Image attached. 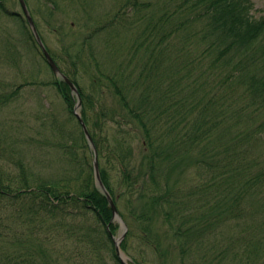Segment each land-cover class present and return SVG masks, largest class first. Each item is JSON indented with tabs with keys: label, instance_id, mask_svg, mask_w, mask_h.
Returning <instances> with one entry per match:
<instances>
[{
	"label": "trees",
	"instance_id": "1",
	"mask_svg": "<svg viewBox=\"0 0 264 264\" xmlns=\"http://www.w3.org/2000/svg\"><path fill=\"white\" fill-rule=\"evenodd\" d=\"M26 1L51 55L79 86L102 179L130 227L121 248L131 254L137 237L158 255V264H169L155 230L161 217L178 264H264V14H255L253 1L121 0L113 15L75 24L76 40L64 49L75 64L88 55L83 65L92 68V92L66 67V55L51 45ZM56 1L50 0V16ZM85 1L72 3L79 8ZM3 12L15 16L27 35L22 40L45 59L25 16L8 12L0 0ZM45 21L51 30L58 22ZM8 29L0 24L4 68L21 55ZM34 83L55 88L70 115L68 125L54 111L48 115V146L60 151L69 172L41 174L25 159L27 149L0 136L17 158L16 180L0 176V210L9 215H0V264H37L36 258L63 264L45 244L48 232L78 239L70 254H61L65 261L79 264L77 244L96 256L107 245L122 264L113 238L120 225L96 185L93 151L74 113L76 95L54 73ZM9 87L0 84V109L20 98L24 84ZM109 94L118 107L107 102ZM74 118L78 128L69 126ZM25 124L11 126L14 140L25 134ZM139 132L145 148L134 163L132 141ZM75 217L81 219L70 222ZM12 222L23 225L24 238Z\"/></svg>",
	"mask_w": 264,
	"mask_h": 264
},
{
	"label": "rangeland",
	"instance_id": "2",
	"mask_svg": "<svg viewBox=\"0 0 264 264\" xmlns=\"http://www.w3.org/2000/svg\"><path fill=\"white\" fill-rule=\"evenodd\" d=\"M28 1L31 4L33 11H36L37 14H39V18L43 20L45 35L49 39L51 45L57 48L60 56L61 54L66 55L64 49L65 44H69L70 42L73 43L76 40L74 39L75 35H77L75 32L78 31L79 27L75 24L79 25L80 22V24H85L86 26L87 24L90 25L95 18H104L107 14L111 16L118 10L121 4V0H86L85 2L87 5H81L78 8V5H73V0H59L60 4L56 1L58 7L54 11V14L50 16V0ZM252 1L254 3L255 14L257 16L264 14V12H261L264 10V0ZM5 3L8 12H18L19 14L24 15L20 0H5ZM0 19L2 28L9 26L10 30L8 29L7 33L19 40L17 41V46L21 50V55L18 59L12 61L9 67L4 68L3 65L0 64V84H9V86H11L9 87V90H12V87L18 86L20 83L24 84L20 98L11 106L7 108L4 107L6 109H0V130L4 127L6 129L0 133V136H7L12 143L15 142V144L19 145V148L20 146H23L22 149H27V153L24 151L25 159L32 162L36 170L38 169L41 174L49 176L53 174L65 175L69 172V166L67 167V165H65L64 162L66 161H63V157L61 156L59 150H57L54 146H48V139L50 138L49 130L51 126V119H49L48 115L51 111H54L56 117L58 116L57 118L63 122L62 124L65 123V125H68L67 123L70 115L69 113H66L65 103L55 88L34 83L35 79L42 80L43 82L50 80L53 76V70L49 63L46 62L47 60L45 61L44 57L36 52L32 43H27L22 40V38H25L27 35L24 34V28L21 27L22 25L18 23L15 16L10 14L7 15V13L3 12V15H0ZM49 19L58 21L54 24L56 27H53L60 29L59 33L54 28L51 30L45 21ZM67 56L68 55H66V58ZM87 56L88 55L86 53H83L82 58H76L75 62L77 64L74 63L72 58H67L66 67L72 72L74 71L75 76L78 72L77 79L79 80L80 86H82V88L84 87L87 91L92 92L91 82L93 75L91 72L93 71L92 68L87 66L84 67L83 65V59H86ZM102 59L106 60V56L102 55ZM109 63H112V60H109ZM108 97L109 99H107V102L112 107H118L119 104L116 101L117 99L110 94ZM74 119L75 120H73L69 126L78 128L77 119ZM25 120V134L19 137L16 141L14 138H16L15 132L17 130L14 131L11 126H15V128H17L18 126L23 125ZM140 134L141 133L139 132L135 140L132 141L135 155L134 163L141 161L145 148L144 140ZM2 143L3 144H0V176L1 174H4L8 175L10 179L16 180V174H13L12 171H15L16 169L17 158L14 154H11L10 147L7 146L6 148L4 145L9 142ZM21 154H23V152ZM176 176L177 174H175L173 178ZM0 215L4 216L6 219L9 218L8 210H5V208L0 210ZM79 219L81 218L75 217L70 220V222H74ZM94 220L95 219L92 217L91 222L93 221L94 223ZM162 221L161 217L156 218L155 230L159 234L157 236L161 238L164 244L165 255H167L168 263L178 264L172 233L162 223ZM12 223L15 226H18L15 229V235L19 234L20 238H24L27 234L25 235L23 225H19L16 222ZM130 223L132 225L134 224L132 220H130ZM133 227L135 228V225ZM122 231L123 228L119 226L115 231L116 237H118ZM48 234V237L46 234H43L46 246L53 249V253H55V255H60V259L64 261L63 264H73L72 262H68V260L65 261V257L63 258L61 254L63 256L70 254L72 247L69 245L77 242L78 239L68 238L67 234H58L55 232H48ZM32 240L35 241L36 239L33 238ZM106 246L107 245H105L100 250V254L96 256L95 254H92L91 251L82 247V245L77 244L76 248L77 252L80 253V256L78 254H75L74 256H77V260H80L79 264H101L100 259L102 257L107 264H117L112 258V251H110ZM130 250L132 255L126 252L125 253L127 257H129L131 263L136 264L133 262L134 256L139 260L140 264H158V255L153 252L149 246H146L140 238L134 237L132 239ZM36 260L37 264H41L40 258H36Z\"/></svg>",
	"mask_w": 264,
	"mask_h": 264
},
{
	"label": "water",
	"instance_id": "3",
	"mask_svg": "<svg viewBox=\"0 0 264 264\" xmlns=\"http://www.w3.org/2000/svg\"><path fill=\"white\" fill-rule=\"evenodd\" d=\"M23 11L30 23V26L36 36V39L39 43V45L41 46L46 59L48 61V63L50 64L51 68L53 69V71L55 72L56 75L61 76L71 87L73 93L77 96V103L75 105L74 111L76 116L78 117V119L80 120L82 127L84 129V132L89 140V143L91 145V147L93 148V154H94V173H95V182L97 187L106 195V197L109 200V203L111 205L112 208V212H113V218L115 220H117L120 224H121V228H123V232L115 238V244H116V249H117V253L119 255V257L121 258V261L123 264H129L128 260L129 258L127 257V255L121 250L120 244L122 242V240L124 239L127 230H128V226L127 223L125 222V220L123 219V217L120 214V211L112 197V195L110 194L109 190L107 189L105 183L103 182V179L101 177V172H100V165H99V158H98V150L97 147L93 141V138L90 134V131L87 127V124L85 123L82 115H81V106H82V96L81 93L78 89V87L76 86V84L64 73L61 72L60 68L58 67V65L56 64L55 60L53 59L52 55L50 54V52L48 51L47 47L45 46L39 32L38 29L36 27V24L34 22V19L28 9L27 3L25 0H20Z\"/></svg>",
	"mask_w": 264,
	"mask_h": 264
},
{
	"label": "bare ground",
	"instance_id": "4",
	"mask_svg": "<svg viewBox=\"0 0 264 264\" xmlns=\"http://www.w3.org/2000/svg\"><path fill=\"white\" fill-rule=\"evenodd\" d=\"M56 64L58 65V67L60 68V70H61V72L62 73H64V74H66L63 70H62V68L59 66V64L56 62ZM50 65V64H49ZM53 70V69H52ZM53 73L55 74V72L53 71ZM56 75V74H55ZM73 82H74V80L68 75V74H66ZM56 76H58L59 78H61V79H63L61 76H59V75H56ZM64 80V79H63ZM65 81V80H64ZM66 82V81H65ZM67 83V82H66ZM75 83V82H74ZM68 84V83H67ZM76 84V83H75ZM69 85V84H68ZM76 86L78 87V89H79V86L76 84ZM71 88V87H70ZM72 90V89H71ZM79 91H80V89H79ZM72 93H73V91H72ZM81 93V92H80ZM74 94V93H73ZM75 95V94H74Z\"/></svg>",
	"mask_w": 264,
	"mask_h": 264
}]
</instances>
